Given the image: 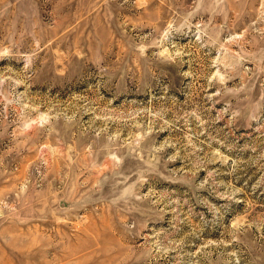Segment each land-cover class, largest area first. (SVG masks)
Masks as SVG:
<instances>
[{"label": "rangeland", "instance_id": "374dc122", "mask_svg": "<svg viewBox=\"0 0 264 264\" xmlns=\"http://www.w3.org/2000/svg\"><path fill=\"white\" fill-rule=\"evenodd\" d=\"M0 264H264V0H0Z\"/></svg>", "mask_w": 264, "mask_h": 264}]
</instances>
